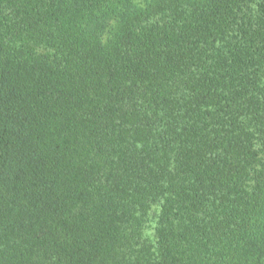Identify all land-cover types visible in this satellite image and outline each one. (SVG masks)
Listing matches in <instances>:
<instances>
[{
    "label": "trees",
    "instance_id": "obj_1",
    "mask_svg": "<svg viewBox=\"0 0 264 264\" xmlns=\"http://www.w3.org/2000/svg\"><path fill=\"white\" fill-rule=\"evenodd\" d=\"M0 264H264V0H0Z\"/></svg>",
    "mask_w": 264,
    "mask_h": 264
}]
</instances>
